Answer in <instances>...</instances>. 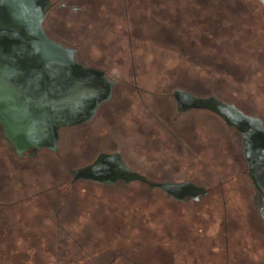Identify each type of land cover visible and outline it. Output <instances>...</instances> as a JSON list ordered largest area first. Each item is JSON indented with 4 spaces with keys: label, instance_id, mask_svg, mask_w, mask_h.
<instances>
[{
    "label": "rangeland",
    "instance_id": "374dc122",
    "mask_svg": "<svg viewBox=\"0 0 264 264\" xmlns=\"http://www.w3.org/2000/svg\"><path fill=\"white\" fill-rule=\"evenodd\" d=\"M66 1L79 9L71 17L64 14V20L86 21L78 29L83 46L114 79L115 96L90 124L62 127L56 150L43 148L34 158H8L3 152L0 181L8 197L3 200L11 205L3 207L9 217L2 225L6 233L17 226L13 264H59L60 257L79 256L72 242L71 250L55 247L50 219L60 209L62 188L54 185L99 153L111 152L148 182H195L206 194L200 201L177 199L139 180L70 184L65 215L80 227L75 240L88 247L81 250L83 257L110 258L112 250L125 246L130 255L176 264L177 242L193 248L194 254H182L189 262L198 261L210 241L226 239L244 247L242 258L251 257L259 218L238 129L208 108L177 113L171 93L176 85L196 97L214 92L237 109H256L264 128V58L251 64L249 57L203 48L204 39L255 29L264 18L263 5L257 0ZM155 100L162 105L159 116V106L150 104ZM4 234L0 240L10 242ZM59 237L69 244V238Z\"/></svg>",
    "mask_w": 264,
    "mask_h": 264
},
{
    "label": "flooded vegetation",
    "instance_id": "af4514ba",
    "mask_svg": "<svg viewBox=\"0 0 264 264\" xmlns=\"http://www.w3.org/2000/svg\"><path fill=\"white\" fill-rule=\"evenodd\" d=\"M257 1L264 7V4L260 0ZM50 3L41 22L44 34L49 39L74 51L75 61L84 71L91 73L87 76V79L90 83L95 84L96 90L93 91L92 97L86 96L87 98L79 91L80 96L77 97L76 102L72 105H67L65 103L66 96L63 95L66 94V90L64 84L60 81L58 68L46 63L42 65L40 61L36 60L33 49L27 40L29 38L28 34L20 31L21 28L18 25L10 24V21L14 18L4 16V13H7V11L3 8V1L0 0V158H2L3 152L8 158H14V156L17 158H34L43 148L56 150L60 137L59 131L62 127L90 124L115 96L114 87L116 83L114 79L107 74L105 67L97 65L92 61L91 56L85 51L83 46V40L78 29L82 30L87 25L86 21L77 18L75 21L68 23L67 20H64V14L70 17L73 16L74 11H77L79 6H69L66 0H50ZM230 18L227 17V19ZM242 29L243 32L238 33V36L234 34L233 37L225 35V37L204 39L203 48L208 50H205L206 52H211L212 54L217 48H220L222 51L238 57V59L240 55L249 57L248 61H251V64L252 62H259L261 58H264V18L257 22L255 29L248 28V30L245 27ZM224 72L227 75L226 71ZM188 74L191 76L189 71ZM105 78L112 83V96L110 99L106 98L105 90L102 87ZM191 78L195 81H199L200 79L197 75L193 74ZM207 79L211 80V77L208 76ZM257 83L258 81H255L254 88L257 86ZM171 97L173 99L171 103L177 113L185 112L195 107L192 104L195 99L223 102L214 92L208 96L196 97L188 90L177 85L172 90ZM143 104L148 106L146 102H143ZM150 104L159 106V113L156 114L158 116L162 114V105L160 106L158 101L155 100L154 103L151 102ZM94 107L96 108L93 112ZM67 112H70L68 116L76 118V123L71 125L61 124ZM91 112H93L92 115H90ZM243 116L249 119L245 121ZM231 118L232 122L235 121V116ZM260 119V114L256 109L247 112L238 107L239 143L246 164V174L253 186L252 200L257 217L259 218L258 228L254 233L255 240L252 246V256L242 258L244 247L239 245L238 241L227 239L213 240L204 246V255L199 256L198 261H194L193 257L187 262L182 254L186 253L188 255L191 252L194 254V250L192 247L190 248L192 250L186 249L183 246L184 242L180 241L176 243V258L174 260L176 264H264V128ZM257 120L261 122V126L257 123L255 124ZM232 126L236 127L234 124ZM22 127L25 129L20 131ZM22 134L21 139L24 148L19 153L18 143ZM32 142H35L37 145ZM102 154H117L120 156L118 152L99 153L90 163L72 169L69 179L54 185V187L62 188L60 192V209L55 211L50 219L54 221L56 227L53 228V233L56 234L57 239L55 247L64 249L67 246L69 248H66L71 250L73 248L70 242H72L76 244L74 249L79 250V256L60 257L58 263L69 264L70 261H73L74 264H115L114 261L122 260L124 261L122 264H161V259L155 256L140 258L134 252L130 255L126 251L128 247L125 246H119L112 250L110 258L82 256L81 250L88 247L81 245V243L75 240L80 227L73 224V221H69L65 215L67 200L71 196V189L68 186L82 179L96 182L100 186L114 184L117 181L129 182L138 180L132 179L126 181L124 178L118 177L114 180L104 181L95 178L93 175L104 177L111 174L113 168L117 166V163H113L111 160L102 162L101 165H94ZM141 182L151 187H157L169 196L177 199L191 197L195 201H200L201 197L206 194V189L195 182L186 183L195 184L204 189V191L179 188L166 190L157 186V183L148 182L147 179ZM3 186V183L0 181V232L3 231L5 233L4 238H10L11 241L0 240V264H13L15 260L13 252H15L14 249L17 247L14 246V241L16 240L14 234L17 231V226L14 225L9 233H6L3 228V218L9 217L8 214H5L3 207L11 205L10 201L3 200L8 198L3 196ZM67 187L68 189H66ZM43 191L46 190H39L37 194ZM60 235L61 237L64 236V240L69 238L68 245L59 239ZM219 235H223L226 238L225 232L224 234L219 232ZM140 250L142 249H139V253ZM68 251L65 250L66 253ZM198 253L200 254L201 252L198 251ZM67 258L69 261H67Z\"/></svg>",
    "mask_w": 264,
    "mask_h": 264
},
{
    "label": "water",
    "instance_id": "95a60500",
    "mask_svg": "<svg viewBox=\"0 0 264 264\" xmlns=\"http://www.w3.org/2000/svg\"><path fill=\"white\" fill-rule=\"evenodd\" d=\"M3 8L7 11L4 13V16L13 17L10 21V24L18 25L20 31H23L28 34V42L33 49V54L36 60L43 63L54 65V67L58 68L60 72V81L64 84L66 94L65 103L74 104L79 97V91L83 93L85 98L92 97L93 91L96 90L95 84L90 83L88 81L87 76L90 75V72L84 71L80 65L77 64L74 58V51L70 48L64 47L62 44L57 43L51 39H49L45 34L41 27V22L43 20L44 14L47 8L50 6V0H2ZM264 4V0H260ZM111 86L112 83L105 78L103 82V89L106 93V98L110 99L111 94ZM95 93V92H94ZM92 95V96H91ZM87 96V97H86ZM195 107H203L208 108L215 113L219 114L229 125L234 124L238 129V109L233 105L226 104L223 102L215 101V100H203V99H195L192 103ZM66 106V105H65ZM95 108L92 110L95 111ZM72 112V111H71ZM91 112L90 115L93 114ZM70 112L63 117L61 124L71 125L77 122L75 117L68 116ZM235 116V121L232 122V116ZM244 120L247 121L249 118L243 116ZM261 126V122L257 120L255 124ZM37 124V123H36ZM20 129V131H22ZM22 136L20 137V142L18 143V151L19 153L24 148L22 146ZM26 136V135H25ZM33 144L37 145L35 142ZM107 160H111L113 163H117V166L113 168L111 174L107 176H95L97 179L102 180H114L118 177L124 178L126 181L132 179H138L141 181H145L146 178L140 174H137L131 171L117 154L110 155H100L98 160L94 163V165H101L102 162H106ZM104 165H106L104 163ZM157 186L160 188L169 190L173 188L179 189H196L198 191H204V189L198 187L192 183H157Z\"/></svg>",
    "mask_w": 264,
    "mask_h": 264
}]
</instances>
